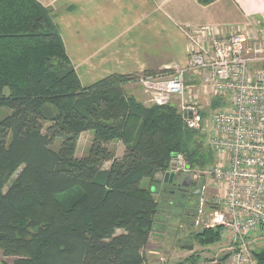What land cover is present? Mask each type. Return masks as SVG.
Returning <instances> with one entry per match:
<instances>
[{"label": "trees", "instance_id": "1", "mask_svg": "<svg viewBox=\"0 0 264 264\" xmlns=\"http://www.w3.org/2000/svg\"><path fill=\"white\" fill-rule=\"evenodd\" d=\"M138 75L114 73L83 87L49 9L0 0V107L10 109L0 119V250L13 264L144 263L160 208L157 187L142 181H155L175 153L191 166L204 159L191 148L197 131L175 105L127 94L124 84ZM87 131L92 143L78 157ZM116 141L121 157L109 147ZM206 155L211 161L210 149ZM220 238L216 229L196 234L203 246ZM254 254L264 264V249ZM198 263L192 255L177 264Z\"/></svg>", "mask_w": 264, "mask_h": 264}, {"label": "built area", "instance_id": "2", "mask_svg": "<svg viewBox=\"0 0 264 264\" xmlns=\"http://www.w3.org/2000/svg\"><path fill=\"white\" fill-rule=\"evenodd\" d=\"M254 33V22L231 26L226 32L206 26L191 30L187 34L192 48L185 66L168 76L143 73L137 79L149 95L147 102L161 105L178 98L185 125L208 134L213 154L208 165L195 175L186 155L178 152L163 176L191 172L190 180H198L197 223L208 220L207 228L219 229L230 239L229 251L214 258L222 264H260L254 252L264 249V35ZM189 74L196 78L198 93L223 101L209 118L196 98H185L186 91L193 92L186 80ZM206 179L215 186L216 196H205ZM206 203L212 208L209 216L203 213Z\"/></svg>", "mask_w": 264, "mask_h": 264}, {"label": "crops", "instance_id": "3", "mask_svg": "<svg viewBox=\"0 0 264 264\" xmlns=\"http://www.w3.org/2000/svg\"><path fill=\"white\" fill-rule=\"evenodd\" d=\"M38 1L51 12L83 87L114 73L173 72L188 62L189 31L206 26L226 32L264 15V0ZM195 79L187 75L191 98L199 95L203 102ZM129 91L144 99L140 85ZM121 149L123 154V144Z\"/></svg>", "mask_w": 264, "mask_h": 264}, {"label": "rangeland", "instance_id": "4", "mask_svg": "<svg viewBox=\"0 0 264 264\" xmlns=\"http://www.w3.org/2000/svg\"><path fill=\"white\" fill-rule=\"evenodd\" d=\"M254 19V26L256 27L257 33H254L253 35L259 36L260 34L264 35V15L255 16ZM250 30V29H248ZM182 67V66H176ZM174 69V71L176 70ZM173 71V72H174ZM173 72L164 73L165 76L171 75ZM160 74V72H153L150 73V75H156ZM141 75V74H139ZM187 78V76H186ZM187 80V79H186ZM136 83L138 85H136ZM130 85V86H129ZM138 81H135L133 79L129 80L127 83L124 84L125 91L127 94H132L129 90H134L135 87H139ZM141 87V86H140ZM142 90L143 87H141ZM140 89V88H139ZM144 92V91H143ZM198 93V92H197ZM149 95L144 94V101L147 105L154 104L153 102H147ZM190 96H194L193 92H190L188 95V91L185 92V98L187 100L191 101L192 99H188ZM196 100L198 101L196 104H198L201 109L204 107V113H207V118L214 112L215 109L218 108V106L223 105V101L220 98H215L212 95H206L203 94V102H200L199 95H195ZM194 100V98H193ZM214 100H217L219 104L217 106L214 105ZM210 102V103H209ZM216 102V103H218ZM202 103V104H201ZM166 104H173L177 107L180 106V100L178 98H173V100H170ZM217 107V108H216ZM180 109V108H179ZM179 112V110H178ZM10 113V109L6 107H0V119L6 116ZM210 125V124H209ZM208 124L206 125L207 132L210 129V126ZM197 138L199 139L197 145L191 144V148L195 146L198 148L199 153L203 156V162L198 165H192L190 164V161L187 160V165L191 167V171L197 175L203 167L209 164L210 159L208 157L207 152L209 153V139L208 134L202 133L200 130H197ZM93 132L87 131L85 134L82 135L80 141L78 142L76 155L78 157H83L88 154V148L92 143L93 139ZM59 141H57L54 145V148H58ZM109 147L115 151L116 156L121 157L122 154V143L121 142H112ZM212 161V160H211ZM107 163V162H106ZM104 165L105 168H107L108 164ZM170 166V162H169ZM168 166V167H169ZM203 166V167H202ZM168 169V168H167ZM166 171V170H164ZM163 171L158 172L156 174V180H150V179H144L142 181V186L144 188H151V187H157V192L155 193V197L158 201V207L160 208V211L156 215V220L153 225V228L149 235V240L146 245L142 248V255L144 257V263L143 264H177L178 262L183 261L184 259H187L188 257L192 255H197L200 258V264L206 263V264H222L221 261H215V255L220 254L223 255L224 252H228L229 248L227 247L228 242L230 239L226 236H224L219 229H216L220 231L221 238L219 242L213 243L207 246L201 245L197 239L196 234L200 233L204 230H209L212 228H207L205 226V223H208L209 221H201L199 224L197 221H200V218L198 215L200 214V194L194 195L192 194V190L195 187L196 181H191L190 176L191 172H188L187 174L180 173L176 175L174 182L172 183L173 186H171V183H167L168 185H165L164 183V176ZM199 175L202 176L200 173ZM203 176H205L203 174ZM16 174L12 176L9 183L5 186V191L9 187V185L12 183V181L15 179ZM206 178V176H205ZM206 197H214L217 195V190L213 183L206 179ZM201 183H203V179L199 180ZM187 183L186 185H184ZM167 188V191L164 189ZM173 189L174 192H171ZM171 190V191H170ZM193 197V199H197V203L195 202V205L193 207H189V200L190 197ZM199 199V200H198ZM211 205H208L207 203L203 205V213H205L206 216H209L211 212ZM197 215V216H196ZM118 233H121L122 230H118ZM193 242V243H192ZM189 245H193V249L190 250L188 247ZM14 257L4 256L0 250V264H13ZM199 264V263H198Z\"/></svg>", "mask_w": 264, "mask_h": 264}, {"label": "water", "instance_id": "5", "mask_svg": "<svg viewBox=\"0 0 264 264\" xmlns=\"http://www.w3.org/2000/svg\"><path fill=\"white\" fill-rule=\"evenodd\" d=\"M174 179H175V173H169V172H167L166 174H165V178H164V182L165 183H173L174 182ZM187 183H185L184 185H186ZM198 192H196V194H197ZM195 205V199H193V198H190V200H189V204H188V206L189 207H193ZM190 250H192L193 249V245H189V247H188Z\"/></svg>", "mask_w": 264, "mask_h": 264}, {"label": "flooded vegetation", "instance_id": "6", "mask_svg": "<svg viewBox=\"0 0 264 264\" xmlns=\"http://www.w3.org/2000/svg\"><path fill=\"white\" fill-rule=\"evenodd\" d=\"M196 192H198V188L195 186L194 189L192 190L193 196L196 195ZM191 198H192V196H191Z\"/></svg>", "mask_w": 264, "mask_h": 264}, {"label": "bare ground", "instance_id": "7", "mask_svg": "<svg viewBox=\"0 0 264 264\" xmlns=\"http://www.w3.org/2000/svg\"><path fill=\"white\" fill-rule=\"evenodd\" d=\"M191 198V197H190ZM193 198V197H192Z\"/></svg>", "mask_w": 264, "mask_h": 264}]
</instances>
